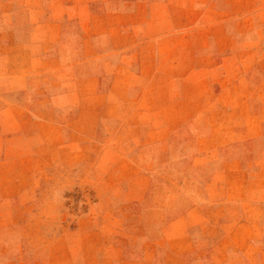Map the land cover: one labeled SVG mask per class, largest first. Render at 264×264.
Masks as SVG:
<instances>
[{"label": "rangeland", "instance_id": "obj_1", "mask_svg": "<svg viewBox=\"0 0 264 264\" xmlns=\"http://www.w3.org/2000/svg\"><path fill=\"white\" fill-rule=\"evenodd\" d=\"M84 1L0 0V264H264V0H170L146 75Z\"/></svg>", "mask_w": 264, "mask_h": 264}, {"label": "crops", "instance_id": "obj_2", "mask_svg": "<svg viewBox=\"0 0 264 264\" xmlns=\"http://www.w3.org/2000/svg\"><path fill=\"white\" fill-rule=\"evenodd\" d=\"M115 1L117 0H89L84 1L83 4L111 6L115 5ZM119 2L122 8L120 11L115 10L116 14L124 16V13L128 12L126 15H129L130 19L122 20L124 23L121 22L123 23L121 29L106 30L93 35L97 40L95 42L96 52L101 53V56H107L123 51L127 58L125 62L127 66L138 65L143 75L147 74L145 70L156 73L159 55H171L177 48L173 38L174 33L177 32L175 31V15L172 16L174 3L170 0H119ZM136 37L141 40L129 46L127 40ZM121 48L123 50H119ZM167 59L164 62H167ZM135 82L128 83L130 86L142 84L141 80ZM115 84L116 86L121 85L120 82Z\"/></svg>", "mask_w": 264, "mask_h": 264}]
</instances>
